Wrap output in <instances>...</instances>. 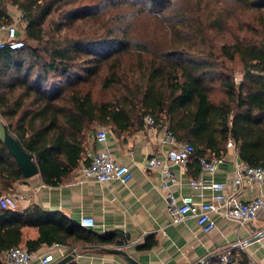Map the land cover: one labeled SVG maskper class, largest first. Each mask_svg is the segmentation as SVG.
I'll return each instance as SVG.
<instances>
[{
    "label": "trees",
    "instance_id": "obj_1",
    "mask_svg": "<svg viewBox=\"0 0 264 264\" xmlns=\"http://www.w3.org/2000/svg\"><path fill=\"white\" fill-rule=\"evenodd\" d=\"M138 4L139 14L116 11ZM8 6L21 12L24 44L0 49V116L31 153L43 183L72 177L94 125L132 134L146 114L193 144L195 164L211 153L222 157L232 140L242 161L264 166V0H0V25L13 20ZM208 8L219 14L205 23L201 12ZM54 13H66L56 26L64 33L44 29ZM239 13L249 18L232 34L228 18ZM148 14L168 24L159 33H142L137 23ZM103 18L111 27L98 24ZM210 32L222 33L221 40ZM24 181L0 136V198ZM121 240L120 232L99 234L37 203L22 210L0 205V264L14 246L36 252L57 244L71 251ZM156 243L148 235L138 248ZM223 254L204 264H221ZM226 264L249 259L233 248Z\"/></svg>",
    "mask_w": 264,
    "mask_h": 264
},
{
    "label": "crops",
    "instance_id": "obj_2",
    "mask_svg": "<svg viewBox=\"0 0 264 264\" xmlns=\"http://www.w3.org/2000/svg\"><path fill=\"white\" fill-rule=\"evenodd\" d=\"M9 11L13 18H21L17 8ZM101 126L107 128V146L119 161L132 170L128 182L121 183L118 179L97 182L80 177V166L87 163L98 148L94 139L96 129L90 130L86 136L85 154L72 177L58 185L43 183L39 173L25 178L24 182L15 184V194L11 197L15 208L22 210L37 203L48 211H62L77 222L82 215H91L95 224L90 229L99 234L120 232L124 238L118 245L103 247L121 248L139 264H194L211 253L224 252L228 256L233 248L245 253L249 264H264V235L242 244L264 229V211L244 226L216 214V226L209 233L202 232L193 217L172 222L167 212L165 192L161 189L162 175L159 171L146 168L147 158L150 155L164 157L167 147L159 145L152 131L143 126L132 134L120 135L109 126ZM221 155L223 161L213 176L229 183L236 163L242 160L232 140H228ZM198 168V162L195 164L192 158L187 171L177 163L170 164L177 177V183L171 184L170 189L177 199L192 192L188 181L198 175ZM203 176L210 175L203 172ZM262 188L264 191V182ZM236 191L244 200L253 194L252 187L247 184L237 187ZM209 195L210 191L205 190L204 199H208ZM148 235H152L157 243L150 249H139ZM74 252L70 260L79 264H130L122 255L110 253L102 247L88 246L70 251L68 247L57 244L43 246L33 252L30 264H44L40 257L46 253L53 257L46 264H55Z\"/></svg>",
    "mask_w": 264,
    "mask_h": 264
},
{
    "label": "built area",
    "instance_id": "obj_3",
    "mask_svg": "<svg viewBox=\"0 0 264 264\" xmlns=\"http://www.w3.org/2000/svg\"><path fill=\"white\" fill-rule=\"evenodd\" d=\"M24 41L18 36V30L14 23L0 25V49H18ZM143 127L151 130L157 142L167 147L164 157L150 155L147 158L146 168L159 171L162 175L161 189L165 192L167 200V212L172 222L183 221L193 217L204 233H209L216 226L214 215L237 222L244 226L253 221L260 211H264V166H253L244 161L236 163L235 170L229 183L214 178L213 174L223 157L214 155L202 156L198 159L199 173L190 177L188 184L192 192L182 195L177 199L171 189V184L177 183V177L170 169V164L177 163L184 170L189 169L190 159L195 151L191 142L179 139L170 129L168 122H157L156 119L146 114L143 117ZM107 128L101 126L94 133L97 150L87 163L79 168V175L84 179H93L97 182H105L118 179L121 183L128 182L132 177L131 168L119 161L113 151L107 146ZM203 172L210 176H203ZM250 185L253 194L244 200L237 195L236 188L241 185ZM205 190L210 191L208 199H204ZM3 207L15 208L11 196L3 194L0 198ZM78 223L84 228H91L95 224L94 217L82 215ZM34 253L22 247H10L2 253L3 264H30ZM49 253L40 257L46 264L52 260ZM228 256L223 254L221 264H226Z\"/></svg>",
    "mask_w": 264,
    "mask_h": 264
},
{
    "label": "rangeland",
    "instance_id": "obj_4",
    "mask_svg": "<svg viewBox=\"0 0 264 264\" xmlns=\"http://www.w3.org/2000/svg\"><path fill=\"white\" fill-rule=\"evenodd\" d=\"M88 1V0H86ZM16 7L13 6H8V9H14ZM139 9V4L135 5V7H127L124 6L122 8H119L118 11L120 13V15H128L129 13H132L136 10V12L134 14H139L140 12L138 11ZM210 8L205 9L204 11L201 12L202 15V19L205 23H207L208 21H211V19H213L216 15L219 14V11L214 10V11H208ZM18 10V9H17ZM66 13H62V14H58V13H54L51 16L48 17V19L46 20L45 24H44V29H46L47 32H49L50 34H58V33H64L65 32V28L63 30H60V32H58L59 30L56 29V26L59 24L64 23L63 21V16ZM233 14V13H232ZM249 18V14L247 13H239L237 16H233V18H228V27L231 31V33H235L236 28H238V24L240 25L242 20H246ZM104 20H100L98 21V24H104L106 27V24L108 25V27H111L112 24V20L107 19L105 20V18H103ZM154 19V18H153ZM152 19L151 15H147L144 18H142L141 20H139V22L137 23L138 25V30L142 33L148 32L151 33L152 31L154 33H159L160 30L165 28V25L168 23H155V21ZM14 23L17 27L18 30V36L19 37H23V29L25 26V22L23 21L22 17L20 19L18 18H13L12 22ZM230 33H228L225 37V40H230L229 37L232 35ZM210 38L213 41H217L219 42L221 40V35L222 33H218L217 36H214L213 32H210ZM233 36V35H232ZM231 38V37H230ZM235 66V70H234V74L236 76V79L240 78L241 73H240V65L235 62L233 64ZM4 119L0 116V136L3 135V124H4ZM101 125H94L93 130H95L97 127H100ZM26 180V179H25ZM9 196L14 197L15 194V185L13 186V188L10 190L9 193H7Z\"/></svg>",
    "mask_w": 264,
    "mask_h": 264
},
{
    "label": "water",
    "instance_id": "obj_5",
    "mask_svg": "<svg viewBox=\"0 0 264 264\" xmlns=\"http://www.w3.org/2000/svg\"><path fill=\"white\" fill-rule=\"evenodd\" d=\"M3 142L5 143L6 147L8 148L9 152L15 157L17 164L19 165L22 175L24 178L31 177L35 174L39 173V168L37 166V163L33 159L31 153H29L27 150H25L16 137H14L7 128H4L3 130ZM264 235V229L257 233L256 235L248 238L246 241H243L242 244H246L247 242L253 241L259 237ZM103 250L108 251L110 253H116L122 255L130 264H139L134 258H132L127 251L117 248V247H102ZM75 254H68L65 257L59 259L55 264H63L64 262L70 260L73 258V255ZM214 253H211L201 260L195 262L194 264H204L209 257H211Z\"/></svg>",
    "mask_w": 264,
    "mask_h": 264
}]
</instances>
